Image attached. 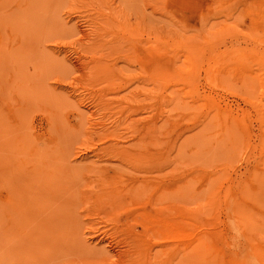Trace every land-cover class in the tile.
Segmentation results:
<instances>
[{
  "label": "rangeland",
  "instance_id": "rangeland-1",
  "mask_svg": "<svg viewBox=\"0 0 264 264\" xmlns=\"http://www.w3.org/2000/svg\"><path fill=\"white\" fill-rule=\"evenodd\" d=\"M0 103L3 264H264V0H0Z\"/></svg>",
  "mask_w": 264,
  "mask_h": 264
},
{
  "label": "bare ground",
  "instance_id": "bare-ground-1",
  "mask_svg": "<svg viewBox=\"0 0 264 264\" xmlns=\"http://www.w3.org/2000/svg\"><path fill=\"white\" fill-rule=\"evenodd\" d=\"M150 62L152 63L153 61ZM155 68L156 67H154V70ZM25 200L26 198L24 197L23 194L21 195L20 192H17L16 190H12L6 194V196L3 198L2 201V207H1L2 222L0 223V246L2 245L6 246L7 249L10 251L8 253L12 255L22 256L25 250L28 249L30 250L29 252H31L32 251L31 248L34 247L36 249L37 246L39 247V245L35 241V238L33 237L34 234L32 235V232H34L33 226L29 224L27 213L24 212L22 208L25 204ZM193 214L187 211L180 216L163 217L159 214H155L150 216V219L152 220V223L155 226H157V228H160L163 231L167 232V234L171 238L177 241H183L184 244L186 245V248L189 249L190 251L196 253H199L200 252L199 250L202 249L208 251L209 250L208 243H210V239H209L210 237H208V234L192 231L193 225L200 224L199 219ZM145 215L146 218L149 217L148 214L145 213ZM52 230L53 227L49 229V231L51 232L49 235L45 234L47 233V231L44 230V233L42 232V235H39V239L44 241V239L47 238L50 241H52V244L57 243L56 238L55 237L53 238ZM30 237H32L33 239H30ZM34 248L33 250H35ZM33 254L35 255V253ZM254 254L257 256L258 253L254 251ZM24 255L27 254L24 253ZM29 256L30 255L28 254V258ZM25 260H26V256H25ZM0 264H3V260L1 256H0Z\"/></svg>",
  "mask_w": 264,
  "mask_h": 264
}]
</instances>
